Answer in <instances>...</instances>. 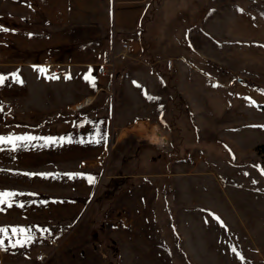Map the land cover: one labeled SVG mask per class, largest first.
<instances>
[{
    "label": "rangeland",
    "instance_id": "374dc122",
    "mask_svg": "<svg viewBox=\"0 0 264 264\" xmlns=\"http://www.w3.org/2000/svg\"><path fill=\"white\" fill-rule=\"evenodd\" d=\"M232 1L229 11L227 0H151L133 34H89L87 57L36 39L19 52L0 31V136L44 138L0 146V192L23 194L2 206L0 227L33 237L25 247L0 237V264H264V109L250 125L230 99L264 105V0ZM4 3L0 26L16 33L24 22ZM112 37L134 50L100 74ZM227 63L262 87H220L200 120L176 78L198 95L195 82L235 81ZM205 134L233 135L234 154Z\"/></svg>",
    "mask_w": 264,
    "mask_h": 264
},
{
    "label": "crops",
    "instance_id": "0c3cea01",
    "mask_svg": "<svg viewBox=\"0 0 264 264\" xmlns=\"http://www.w3.org/2000/svg\"><path fill=\"white\" fill-rule=\"evenodd\" d=\"M149 1L151 0H5L3 12L5 16L18 17L24 22L22 25H34L36 28L40 26L38 28L40 30L11 28L16 33L6 31L3 36L6 44L19 52L29 48L28 44L33 46L32 43L36 39L38 41L36 45L38 46L47 49L56 48L58 52L63 50L67 52L66 54H71L74 50L79 49L80 53L77 54L78 57H87V52L83 50L82 45L91 42L89 34L103 33L105 35L108 29H115L119 25L128 27L127 31L133 34L136 27L140 25V17H142L144 11L150 5ZM231 5H233V1L227 0L229 11ZM123 9H127L126 15L123 14ZM9 40L12 43H8L7 41ZM112 40L116 42L113 37ZM229 49L232 48L229 47ZM178 62L181 64L180 61ZM172 63L171 59L170 66H173ZM66 64L70 63L66 62ZM226 68L229 75L233 77L231 79H235L233 85H224L218 77L215 79L214 85L205 82L203 86L201 84L199 86L195 82V84H192V87L197 86L202 89L201 93H197L198 95H195L187 87H184L183 83L186 82V79H183L184 77L177 76L176 84H178L179 92L187 103L189 102L194 105V112L198 116L201 115L200 120H205L203 117L208 118L207 112H211V109L204 100L205 96L217 93L220 87H227L235 91L237 80L239 82L244 81L247 84V90L249 88L254 89L256 86H258L257 88L262 87L252 80L251 72L247 71L245 67L238 64H228ZM68 72L72 73L74 69L68 68ZM230 99H232L233 106H238L236 110L237 113L239 111L238 116L247 115L246 113H248L251 120L253 112H257L258 114L263 112L259 108V104L246 101L242 94L231 93ZM241 110H244V114H242ZM251 122L257 121L251 120L246 123L250 124ZM201 137L202 139L206 138V142L208 143L212 142L208 141L210 139L216 143H224L231 152L222 150L226 153V156L234 154L232 152L233 135L226 134L224 137L216 136L210 138L205 134Z\"/></svg>",
    "mask_w": 264,
    "mask_h": 264
},
{
    "label": "snow or ice",
    "instance_id": "6c2138e0",
    "mask_svg": "<svg viewBox=\"0 0 264 264\" xmlns=\"http://www.w3.org/2000/svg\"><path fill=\"white\" fill-rule=\"evenodd\" d=\"M0 31H8L7 29H4L2 26H0ZM36 70L39 71V72H44L45 70L40 68V67H36ZM13 77H16L17 80H19L18 78V75L17 74H13ZM52 79H58L59 77H50ZM67 79H70L71 77L68 76L66 77ZM7 77H5L3 74H0V85H3L6 81ZM84 79L86 81H89V74H85L84 76ZM19 82H22V81H19ZM91 83V86L92 87H95V81H94V78L93 80L90 81ZM0 111H3L2 107H0ZM37 139H44L43 137L41 138H37V137H34V136H8V137H5V136H0V146H3L5 144L7 145H10L11 146V150L12 151H15L17 150L19 147L23 146L24 143L26 142H30V141H35ZM49 141L51 142H55L52 140V138H47ZM60 139H64V138H60ZM71 142V141H69ZM94 142H99L98 140L97 141H94ZM261 174L264 175V168L261 169ZM25 175H48V174H25ZM69 176H75L77 174H67ZM88 182L91 184V183H94V178H91L89 177L88 178ZM16 195H23V194H17V193H12V192H0V211H3V205L5 203H7V206L8 207H12V203H11V200L13 197H15ZM29 195H35V194H29ZM7 198V199H6ZM24 205L21 204L20 207H23ZM214 218L220 222L222 224V221H220V218L215 216V214H213ZM47 231V230H45ZM9 232L11 233V235H9ZM3 236H7L8 239H12V237H23V239H17L16 240V245H19L20 247H25L30 241H32L33 237L31 235V230L30 229H23V228H3V227H0V237H3ZM15 246V245H14ZM0 249H3V250H7L6 248H4V239H0ZM233 251H235V248H233Z\"/></svg>",
    "mask_w": 264,
    "mask_h": 264
},
{
    "label": "built area",
    "instance_id": "2783aa9c",
    "mask_svg": "<svg viewBox=\"0 0 264 264\" xmlns=\"http://www.w3.org/2000/svg\"><path fill=\"white\" fill-rule=\"evenodd\" d=\"M134 48L133 45L128 42L127 40H119L118 44H115V41L112 40V45L110 49L108 50L106 57H105V62L101 64L98 68V72L100 74H104L107 70H112L114 71L115 69V62L116 61H122L125 60L131 52H133ZM169 63L171 64V59H169ZM235 81L230 80L228 81V85H233ZM92 100H87L84 99V102L79 105V108H76L77 110H80L88 105H90ZM202 159V155H198L196 158L192 159V162H196ZM38 260H43L45 258V254L39 255Z\"/></svg>",
    "mask_w": 264,
    "mask_h": 264
},
{
    "label": "trees",
    "instance_id": "16d2710c",
    "mask_svg": "<svg viewBox=\"0 0 264 264\" xmlns=\"http://www.w3.org/2000/svg\"><path fill=\"white\" fill-rule=\"evenodd\" d=\"M34 28H36V26H34V25H23L19 29L26 30V29H34ZM260 106L264 109V105H260ZM219 144H220L222 150L227 149L226 146L223 143H219ZM227 152L231 153L230 151H227ZM226 157L229 158V157H231V155L226 156Z\"/></svg>",
    "mask_w": 264,
    "mask_h": 264
},
{
    "label": "bare ground",
    "instance_id": "6f19581e",
    "mask_svg": "<svg viewBox=\"0 0 264 264\" xmlns=\"http://www.w3.org/2000/svg\"><path fill=\"white\" fill-rule=\"evenodd\" d=\"M87 100H90V98H88Z\"/></svg>",
    "mask_w": 264,
    "mask_h": 264
}]
</instances>
